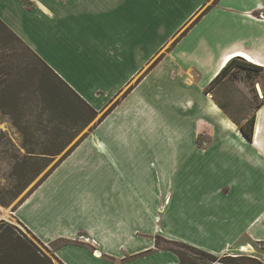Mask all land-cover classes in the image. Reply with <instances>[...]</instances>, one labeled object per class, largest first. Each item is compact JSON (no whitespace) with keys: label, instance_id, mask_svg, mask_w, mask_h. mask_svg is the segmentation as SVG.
<instances>
[{"label":"crops","instance_id":"crops-1","mask_svg":"<svg viewBox=\"0 0 264 264\" xmlns=\"http://www.w3.org/2000/svg\"><path fill=\"white\" fill-rule=\"evenodd\" d=\"M0 19L97 109L163 53L13 210L63 264H178L155 234L264 261V101L248 140L204 91L234 56L264 68V0H0Z\"/></svg>","mask_w":264,"mask_h":264},{"label":"trees","instance_id":"trees-1","mask_svg":"<svg viewBox=\"0 0 264 264\" xmlns=\"http://www.w3.org/2000/svg\"><path fill=\"white\" fill-rule=\"evenodd\" d=\"M204 9L187 26H185L170 43L169 49L182 37L186 31L199 19L204 13ZM0 32L25 44L1 19ZM26 45V44H25ZM27 46V45H26ZM28 47V46H27ZM29 48V47H28ZM30 49V48H29ZM31 50V49H30ZM32 51V50H31ZM42 66L39 72L37 84V97L35 100V109L33 112V128L20 126L23 138L25 153L21 157L18 165L23 170L27 179L33 177L36 172L50 161L54 156L62 152L59 159L44 173L36 184L23 197L18 205L55 169V167L94 129L97 124L119 103V101L130 91L136 83L148 72L162 57L160 53L147 68L132 82L115 100H110L101 114L98 113L102 108L97 109L81 97L72 87H70L58 74H56L46 62L32 51ZM234 68L236 71L241 69L255 68L264 69L262 66L247 61L241 56L230 58L219 70L209 84L204 88L206 93L220 80H222L229 71ZM213 98V97H212ZM218 107L236 124L240 132L248 139L252 140L255 122V109L262 104L264 96L257 103L253 112L244 118L243 122L234 119L226 110L223 103L213 98ZM87 126L88 131L79 136L73 143L76 136ZM32 132H34L32 134ZM45 137V142L35 143L31 137L36 134ZM38 145V146H37ZM68 146L67 149H65ZM6 199L0 198V204L7 205ZM17 207V206H16ZM18 222L37 242L43 243L38 239L23 223ZM155 247L167 249L174 252L178 257V264H264V261L251 255H217L205 249L189 244L187 242L168 239L160 234L153 236ZM66 240H58L55 244L59 245ZM161 241L176 244L175 246L161 245ZM46 245V244H45ZM53 257L59 264H63L53 252ZM131 256H128V258ZM0 264H54L51 257L39 248L33 240L28 238L15 225L0 219Z\"/></svg>","mask_w":264,"mask_h":264},{"label":"rangeland","instance_id":"rangeland-1","mask_svg":"<svg viewBox=\"0 0 264 264\" xmlns=\"http://www.w3.org/2000/svg\"><path fill=\"white\" fill-rule=\"evenodd\" d=\"M179 19L180 17H177L174 21L177 22ZM41 69L38 59L25 44L0 32V198L8 202L7 205L0 204V219L15 225L45 251L54 264H59L52 256L51 248L32 238L13 215V210L18 203L65 151L63 150L42 165V168L29 179L25 177L18 165L25 153L19 128L34 126V103ZM210 94L224 104L234 119L243 122L264 96V69L250 68L236 71L232 68L210 89ZM111 100L114 101L115 98ZM106 107L102 108L98 116ZM88 129L89 126L80 132L72 143ZM31 138L35 143L45 142V137L42 135L36 134ZM67 148L68 146L65 149ZM161 245L175 246L176 244L161 241ZM231 253L232 255H251L262 260L261 253L253 250L251 252L234 250Z\"/></svg>","mask_w":264,"mask_h":264}]
</instances>
